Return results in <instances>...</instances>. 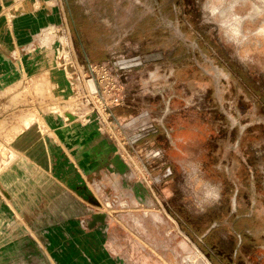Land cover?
Here are the masks:
<instances>
[{
    "label": "rangeland",
    "instance_id": "374dc122",
    "mask_svg": "<svg viewBox=\"0 0 264 264\" xmlns=\"http://www.w3.org/2000/svg\"><path fill=\"white\" fill-rule=\"evenodd\" d=\"M77 1L73 25L51 20L37 32L43 59L0 51V264H108L105 237L110 264H264V0H175L189 44L177 65L175 42L163 48L167 34L158 41L149 19L123 28L114 55L98 46L89 56ZM149 53L156 57L141 66L117 64ZM90 64L118 122L109 118L102 133L115 149L108 154L79 130L58 131L85 106L72 83L92 77ZM25 115L36 121L20 133ZM73 148L90 151L103 199L88 187L70 217L42 198L57 192L55 171ZM232 198L253 217L240 247L225 224ZM97 212L110 217L82 224ZM57 223L67 231L60 237Z\"/></svg>",
    "mask_w": 264,
    "mask_h": 264
},
{
    "label": "crops",
    "instance_id": "0c3cea01",
    "mask_svg": "<svg viewBox=\"0 0 264 264\" xmlns=\"http://www.w3.org/2000/svg\"><path fill=\"white\" fill-rule=\"evenodd\" d=\"M104 1H106V5ZM77 2V0H0V27H4L2 34H0V46L3 49L0 50L2 56L6 58L3 52L5 51L9 54L11 61L13 59L17 60L22 56L28 60V63H30L29 59L32 57L37 60L43 59L39 50L43 47L38 44L37 32L49 26L51 20L58 22L60 19L63 27H67L68 23L73 25L76 21V16L73 12L75 10L74 5L78 4ZM110 4H113L115 13H110ZM119 5H121V2L118 4L116 0H112V2L110 0L83 1V9L87 14L84 50L89 53V56L93 57L94 54L91 52L98 46H101L109 55H112L117 47L116 43L124 38L125 31L123 28L127 29L132 26L133 18L127 16L126 6L120 10ZM75 30L77 31L76 28ZM98 42L100 43L98 44ZM31 48L33 49L31 50ZM78 122L79 120H70L67 122L68 125L66 127L63 125L66 129H61V126L58 127L60 129H57L62 135H71L72 137L78 130L83 132L84 139L87 142L86 146H88V143L90 146L92 139H94V145L97 146L96 149L100 147V153L105 152L108 154L115 150L109 145L110 143H108L106 136L104 137L102 133L97 131L98 125L96 122L90 124ZM31 127L24 128L20 133L26 130L30 132ZM25 135V137L29 136L27 133ZM89 152L87 148L85 154L81 157L76 155L77 150L75 151L74 148L71 151V156L65 153V164L62 165L60 162L55 171L57 181L53 191L57 192L42 198V201L51 203L52 206L56 205L60 215L77 216L78 211L82 210L78 209V202L82 204V202L87 200L85 198L87 197V188L91 187L94 179L97 182L102 181V179L96 178L94 172L96 170L95 160L90 156ZM75 224H78V222L69 224L67 231L71 232L72 229L70 228H74L75 233V228H79ZM90 225L94 227L96 224L92 222ZM55 231L59 237L60 235L62 236V233L67 232H65L64 227L60 226V223H57ZM60 244L61 239L59 238L56 245L60 246ZM104 248L106 249V261L110 264L112 263L110 259L111 251L109 246H107V237L104 239ZM115 264L124 263L120 260V263Z\"/></svg>",
    "mask_w": 264,
    "mask_h": 264
},
{
    "label": "flooded vegetation",
    "instance_id": "af4514ba",
    "mask_svg": "<svg viewBox=\"0 0 264 264\" xmlns=\"http://www.w3.org/2000/svg\"><path fill=\"white\" fill-rule=\"evenodd\" d=\"M126 2V14L133 18V24L138 27L142 19H149L151 22L150 33L156 37L158 41L163 33L167 34V38L161 42V46L165 49L169 48L170 42H175L176 48L170 61L174 64L188 57L189 44L186 36L181 29L179 7L175 0H124ZM124 2V3H125ZM162 21V22H161ZM162 32V33H161ZM162 40V39H161ZM171 50V49H170ZM145 133V132H144ZM230 213L225 224L231 226L230 233L236 239L237 246L244 245L247 238L253 235L251 212L238 213L237 203L234 198L230 201ZM214 228L220 225L219 221L214 222Z\"/></svg>",
    "mask_w": 264,
    "mask_h": 264
},
{
    "label": "built area",
    "instance_id": "2783aa9c",
    "mask_svg": "<svg viewBox=\"0 0 264 264\" xmlns=\"http://www.w3.org/2000/svg\"><path fill=\"white\" fill-rule=\"evenodd\" d=\"M49 29L50 28L43 29L42 33H40V34H45V31H47ZM90 69L92 70V77H88V79L84 77L83 80H81V78L78 77V81H76V82L73 81V83H72L73 90H74V92H76L74 95L75 99L76 100L82 99V101L85 102L84 103L85 106L84 107H81V106L78 107V110H80V112L72 113L73 114L72 117H68L67 121H70L71 119L73 121L78 120L77 118H79V116H80L81 121H83L82 122L83 124H90V123L96 122L100 128V132L105 133V132H107L106 131V128H107L106 124L112 123L111 121H109V118H113L116 122H117V119L115 118V114L113 113V109L110 107L109 99L107 97L104 86L101 85L102 79H100L98 76H97L98 77L97 78L95 73H94L97 70L96 67L94 68L92 66V64H90ZM91 78H95V81L97 82V84H99L100 91H95V92L92 91V89L90 88L91 86H89V82H88ZM117 100H118V98H117ZM90 104L92 106H90ZM99 106L104 107L103 111H106V113L108 114V117L104 115L103 111H101ZM91 188L95 191L96 194H98L96 196L99 200L101 198L103 199V183H102V181H99V182H97L95 180L92 181ZM97 214H104L107 218L110 217L109 213L107 214V213L97 212ZM94 215H93V217H94ZM97 222H101V221H97ZM82 224L86 227L88 225L90 226V223H88V221H86V220H82ZM128 264H130V263H128Z\"/></svg>",
    "mask_w": 264,
    "mask_h": 264
},
{
    "label": "water",
    "instance_id": "95a60500",
    "mask_svg": "<svg viewBox=\"0 0 264 264\" xmlns=\"http://www.w3.org/2000/svg\"><path fill=\"white\" fill-rule=\"evenodd\" d=\"M155 57H156L155 53H149V54H146L143 56H136V57H131V58L119 60L117 62V64L121 68H132V67L141 66L145 62L153 60ZM89 83H90L92 91H96V89L99 87L97 85V83H95L92 80H89ZM92 83H94V84H92ZM144 116H148V113H145ZM137 120H139V119L132 121V124H134ZM150 121H151L150 118H145V123H147V122L149 123ZM104 219H105L104 214H95L94 219H93V224H95L97 221H103Z\"/></svg>",
    "mask_w": 264,
    "mask_h": 264
},
{
    "label": "bare ground",
    "instance_id": "6f19581e",
    "mask_svg": "<svg viewBox=\"0 0 264 264\" xmlns=\"http://www.w3.org/2000/svg\"><path fill=\"white\" fill-rule=\"evenodd\" d=\"M1 60V59H0ZM90 80H92V81H94L95 83H96V81H95V78H92V79H90ZM92 84H94V83H92ZM98 86H99V84H97ZM89 86H90V83H89ZM91 88V87H90ZM96 91H100V88L98 87L97 89H96ZM93 92H95V91H93ZM33 115V114H32ZM26 116L27 115H25V120H24V124L23 125H25V128L26 127H31V125L33 126V122H35L36 120H35V118L33 117V118H28V119H26ZM209 264H211V262H209Z\"/></svg>",
    "mask_w": 264,
    "mask_h": 264
},
{
    "label": "clouds",
    "instance_id": "9594fccd",
    "mask_svg": "<svg viewBox=\"0 0 264 264\" xmlns=\"http://www.w3.org/2000/svg\"><path fill=\"white\" fill-rule=\"evenodd\" d=\"M217 196H218V193H217Z\"/></svg>",
    "mask_w": 264,
    "mask_h": 264
}]
</instances>
